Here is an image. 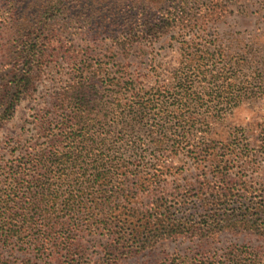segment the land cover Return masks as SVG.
Segmentation results:
<instances>
[{
  "label": "trees",
  "instance_id": "16d2710c",
  "mask_svg": "<svg viewBox=\"0 0 264 264\" xmlns=\"http://www.w3.org/2000/svg\"><path fill=\"white\" fill-rule=\"evenodd\" d=\"M6 1L8 10L18 9L16 0ZM88 1L111 5L110 10L130 0ZM210 6L214 15L224 2L203 4V10ZM156 8L166 11L165 5ZM185 13V6H177L145 22L139 32L122 36L124 55L185 21ZM186 20L185 25L192 24ZM29 36L17 37L16 43L24 47L26 59L39 60L50 38ZM211 44L184 38L178 65L164 69V91L157 97L148 84L138 87L136 78L123 75L116 84L126 97L100 106L97 82L80 69L61 94L58 109L64 113L40 117L26 149H0V264H118L179 236H264V185L252 179L264 165V59L249 52L228 60ZM28 65L13 76L11 92L0 87V132L21 96L31 91L34 69ZM198 88L208 99L197 96ZM245 104H257L262 112L251 123L230 121L232 111ZM95 110L112 113H91ZM170 112L183 113L177 123L184 121V128L138 130L151 113ZM219 122L222 131L193 128ZM182 158L212 167L200 184L175 189L195 198L188 204L160 182ZM184 208L189 215L178 214ZM155 264H264V251L233 244L213 254L173 253Z\"/></svg>",
  "mask_w": 264,
  "mask_h": 264
},
{
  "label": "rangeland",
  "instance_id": "374dc122",
  "mask_svg": "<svg viewBox=\"0 0 264 264\" xmlns=\"http://www.w3.org/2000/svg\"><path fill=\"white\" fill-rule=\"evenodd\" d=\"M49 1L16 0L18 9L11 7L8 10L5 7L7 1L0 0V87L4 84L11 92L13 76L27 63L34 69L31 91L21 96L14 117L0 132L1 153H9L13 147L26 149V145L34 142L32 134L40 125L37 122L40 117L64 113L58 109L61 94L77 78L80 69H84L85 74L94 77L97 82V101L102 106L116 98L126 97L123 88L116 84L118 77L123 75L136 78L138 87L148 84L152 87V95L157 97L159 91H164L162 79L167 74L164 69L178 65L184 38H193L196 42L210 40L212 47L220 49L228 60L234 61L239 55L249 52L264 59V0H223L224 6L216 8L219 11L214 15L212 6L203 10V4L210 5L215 0H130L126 5L115 6L110 10L108 8L111 5L100 7L88 0H84L87 2L85 5L78 2L81 0H58L61 4L55 8ZM144 5L152 8H145ZM162 5L166 6L165 12L156 8ZM180 5L185 6V21L170 28L158 39L135 45L128 56L124 55L120 44L122 36L139 32L145 22H154L166 15L169 9ZM97 7L101 11H97ZM186 19H191L192 24L185 25L188 22ZM29 35L47 36V42L50 38L49 46L43 47L45 53L39 60L26 59L22 52L24 47L16 43L17 37L25 39ZM147 74L149 76L145 77ZM204 83H200V86ZM169 89L170 92L179 91L178 87ZM195 90L198 97L208 99V95L202 93L200 88ZM260 111L257 104H245L234 109L229 120L251 123ZM215 112L213 110L212 115H218ZM91 113L112 112L95 110ZM181 114L151 113L150 119H144L138 130L149 133L166 128L182 129L184 121L177 123V117ZM193 128L222 131L224 123H197ZM144 139L146 142L149 140L147 136ZM174 165L173 172L160 180L161 185L174 193L177 201L188 204L195 198H190L186 193L179 194L175 189L181 185L200 184L204 172L211 171L212 167L210 163L192 164L184 158L175 161ZM256 170L259 175L255 179L254 175L252 177L255 185H264V165ZM188 213L184 208L178 214ZM233 244L264 251V236L250 232H222L202 240L179 236L164 240L154 249L118 264H155L173 253L184 255L198 250L213 254ZM18 256L21 258L23 255ZM98 258L99 255L94 257L95 260Z\"/></svg>",
  "mask_w": 264,
  "mask_h": 264
}]
</instances>
